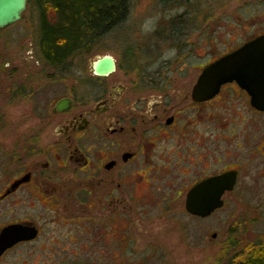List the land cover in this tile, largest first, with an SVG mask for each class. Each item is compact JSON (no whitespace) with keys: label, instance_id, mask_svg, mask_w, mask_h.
Instances as JSON below:
<instances>
[{"label":"flooded vegetation","instance_id":"1","mask_svg":"<svg viewBox=\"0 0 264 264\" xmlns=\"http://www.w3.org/2000/svg\"><path fill=\"white\" fill-rule=\"evenodd\" d=\"M188 15L159 27L166 36L144 68L127 61L121 70L112 56L113 73L78 71L57 100L35 75L15 72L20 84L0 85V97L29 101L37 120L30 133L0 135V264H142L136 253L164 252L136 242L168 207L201 218L186 210L198 185L233 174L224 207L237 190L264 189V111L237 80L196 93L208 66L264 32L219 38L206 25L192 36ZM262 237L240 247L242 264L261 258Z\"/></svg>","mask_w":264,"mask_h":264},{"label":"rangeland","instance_id":"2","mask_svg":"<svg viewBox=\"0 0 264 264\" xmlns=\"http://www.w3.org/2000/svg\"><path fill=\"white\" fill-rule=\"evenodd\" d=\"M180 4L186 8L176 9L173 1L132 0L129 18L108 33L93 52L72 57L65 74L43 59L39 17L29 4L19 22L0 30V85L8 89L20 84L15 72L35 75L38 85L57 100L71 90L78 71L91 69L99 57H116L121 70L127 61L131 69L144 68L150 60L151 45L166 36L159 27L186 11L188 23L183 25L198 28L192 36H200L206 25H214V37L219 38H248L264 32V0H182ZM10 96L0 97V115L5 116L0 135L14 139L30 133L37 120L29 101L10 100ZM168 210L163 218L150 222L147 233L136 242L137 246L161 245L164 252L136 253L140 263L227 264L233 259L240 261L241 246H254L261 235L264 238V189L237 190L230 195L228 205L206 219L189 217L179 206ZM141 257L145 259L141 261Z\"/></svg>","mask_w":264,"mask_h":264},{"label":"water","instance_id":"3","mask_svg":"<svg viewBox=\"0 0 264 264\" xmlns=\"http://www.w3.org/2000/svg\"><path fill=\"white\" fill-rule=\"evenodd\" d=\"M28 4L29 0H0V30L19 22ZM92 66L98 76L110 75L116 69L110 55L98 58ZM232 80L247 88L253 103L264 111V35L208 66L196 93L212 96L222 84ZM65 103L60 101L57 108L63 110ZM235 182L233 174H224L198 185L188 195L186 210L201 218L211 216L224 207L223 196Z\"/></svg>","mask_w":264,"mask_h":264},{"label":"trees","instance_id":"4","mask_svg":"<svg viewBox=\"0 0 264 264\" xmlns=\"http://www.w3.org/2000/svg\"><path fill=\"white\" fill-rule=\"evenodd\" d=\"M36 8L39 48L54 68L66 69L79 53L93 52L99 42L130 16L132 0H29ZM246 264H264V251ZM227 264H242L231 260Z\"/></svg>","mask_w":264,"mask_h":264}]
</instances>
